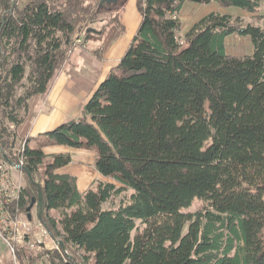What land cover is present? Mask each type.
Listing matches in <instances>:
<instances>
[{
    "label": "trees",
    "instance_id": "16d2710c",
    "mask_svg": "<svg viewBox=\"0 0 264 264\" xmlns=\"http://www.w3.org/2000/svg\"><path fill=\"white\" fill-rule=\"evenodd\" d=\"M101 1L0 0L1 148L16 136L7 124L17 130L25 122L29 100L48 91L81 28L103 40L119 26L115 17L102 31L89 27ZM186 2L251 15L264 7V0H137L138 31L82 115L27 142L32 179L26 174L21 208L42 192V222L62 252L81 251L93 264H264V16L254 24L213 12L181 39ZM232 35L250 38L254 54L228 56ZM94 54L103 61L102 47ZM50 146L95 152L97 172L111 182L81 193L74 176L58 173L71 155H46ZM196 201L201 208L185 213ZM61 255L51 264H65Z\"/></svg>",
    "mask_w": 264,
    "mask_h": 264
},
{
    "label": "crops",
    "instance_id": "0c3cea01",
    "mask_svg": "<svg viewBox=\"0 0 264 264\" xmlns=\"http://www.w3.org/2000/svg\"><path fill=\"white\" fill-rule=\"evenodd\" d=\"M207 9L206 12L200 11ZM217 12L222 15L255 18L237 8H222L217 2L201 5L186 2L180 13L183 31L186 33L205 15ZM261 12L258 17H263ZM141 23V15L137 8V0H128L123 10L121 24L124 32L113 31L104 40L103 61L96 64H65L52 78L48 91L29 100V113L25 122L16 130L19 139H35L41 134L52 131L61 124L82 115L97 87L109 75L112 68L118 65ZM245 47L242 48V45ZM226 53L231 57H247L254 54L252 40L248 37L232 35L225 41ZM234 47V48H233ZM46 155L70 154L72 163L59 170V174H67L77 179L78 190L86 192L92 184L103 181L111 182L102 177L95 168L96 153L83 149H71L65 146H50L44 148ZM0 241V264L8 262V254Z\"/></svg>",
    "mask_w": 264,
    "mask_h": 264
},
{
    "label": "built area",
    "instance_id": "2783aa9c",
    "mask_svg": "<svg viewBox=\"0 0 264 264\" xmlns=\"http://www.w3.org/2000/svg\"><path fill=\"white\" fill-rule=\"evenodd\" d=\"M7 127L16 134L14 125L7 124ZM27 142V139H19L16 135L12 136L9 147H0V240L7 246L16 263L31 250L47 248L44 238L54 239L43 222L37 217L29 221V213L21 208L26 188L24 153ZM34 221L39 222L36 228L40 232L33 231ZM40 233L43 235L40 236ZM56 243L60 246L58 241Z\"/></svg>",
    "mask_w": 264,
    "mask_h": 264
},
{
    "label": "rangeland",
    "instance_id": "374dc122",
    "mask_svg": "<svg viewBox=\"0 0 264 264\" xmlns=\"http://www.w3.org/2000/svg\"><path fill=\"white\" fill-rule=\"evenodd\" d=\"M122 3H123L122 1H119L118 4H114V5L104 4V6L101 7V14L98 15L97 21L95 22V24H92L89 27H92L93 29H95L97 31H102V29L108 25L109 21H111L112 18H115V17L121 18V13H123L124 8L126 7V6L124 7ZM99 6H101L100 3L98 4L97 9L99 8ZM207 9H209V8H207ZM207 9L202 8L200 11H202L204 13V12H206ZM110 12H114V13H110ZM262 12H264V7L262 8ZM211 13H213V12H211ZM233 17L237 18L238 16L234 15ZM257 17H258V15H256L255 18H257ZM238 18H241V17H238ZM255 18L245 17L244 19L243 18H241V19H243L244 22H246V23H254V24H257V23L261 24L262 23V20H257ZM121 26H122V24H121V19H120L119 20V26L118 25H112V26L108 27L107 33H106L103 40L97 34H92V33L91 34H85L87 32L86 31L87 29L81 28V29H83L82 30L83 32L80 33L82 39L78 40L76 42V47L73 49V52L71 53L70 58L68 59V61L65 64H96V61L100 62L95 57L94 52H96V50L101 49V47H102L103 48V55H104V40H105L106 36L109 34V37H110V34H112L113 31H117V32L121 33V30H120ZM183 30L184 29L182 26V30L180 33L181 39H183L185 34L187 33V32L185 33ZM243 47H245V44L242 45V48ZM64 65H63V67H64ZM25 84H26V81H25ZM22 93H23V91L20 90L19 95ZM24 185L26 186V179H25ZM129 194L130 193H126V194H124L118 198H115L112 202L106 204L105 208L118 206L120 204V202L122 201V199L125 198V196H129ZM201 206H202V203L199 201H196L192 207H190L189 209H187L185 211V213H195V212H197V210H199L201 208ZM37 212H38V204L36 203V205L34 206V209L31 211L32 219L36 218V217L38 218ZM51 217L52 218L56 217L54 212H52ZM38 223L39 222H37V221L33 222V228H34L33 231L35 233L40 232V230L38 228H36V227H38ZM138 227H139V229H142V226L140 225V223H138ZM42 235H43V233H40V236H42ZM44 241L47 242L46 243L47 248H45L41 251L40 250H31L30 252H28V254H24L22 256V258L19 259V262L17 261V263L13 260L7 246L2 241L1 242L3 243L4 249H6V251H7L6 253L8 254V262H11V264H27V263H25L26 261L22 260V259H24L26 256H30V255L35 257V258L40 257L41 260L37 261L35 264H51L50 258H51V256H53V254L55 255L56 253L62 254L61 255L62 260H63V263H65V264H67L69 262H72L73 264H93L92 256L86 255V257H84L85 254L81 251H78L76 253V255L73 252L69 253V251L62 252L60 246H58L56 243L58 241V239H52L51 237H48V238H44ZM67 254H70L73 257V260L69 259V257H67ZM57 264H61V263L59 261H57Z\"/></svg>",
    "mask_w": 264,
    "mask_h": 264
},
{
    "label": "water",
    "instance_id": "95a60500",
    "mask_svg": "<svg viewBox=\"0 0 264 264\" xmlns=\"http://www.w3.org/2000/svg\"><path fill=\"white\" fill-rule=\"evenodd\" d=\"M104 2H107V3H112V2H115V0H102L100 5H102ZM25 173L27 174L28 178L31 180L32 177L31 175L29 174V172L27 170H25ZM36 203L38 204V218L39 220L42 222L43 220V214L45 212V204H44V199H43V194L42 192L40 191L39 192V196H38V199L35 200L32 205L30 206V208L27 209V212L29 213L28 214V219L29 221L32 220V216H31V211L34 209V206L36 205ZM60 246L63 248V244L61 243ZM69 259H71V257H69ZM67 264H73L72 262H69Z\"/></svg>",
    "mask_w": 264,
    "mask_h": 264
},
{
    "label": "flooded vegetation",
    "instance_id": "af4514ba",
    "mask_svg": "<svg viewBox=\"0 0 264 264\" xmlns=\"http://www.w3.org/2000/svg\"><path fill=\"white\" fill-rule=\"evenodd\" d=\"M118 0H115V2H112V3H107V2H104L102 5H101V7H103L104 6V4H106V5H114V4H118Z\"/></svg>",
    "mask_w": 264,
    "mask_h": 264
}]
</instances>
